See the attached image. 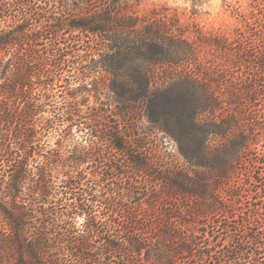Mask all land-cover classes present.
Returning a JSON list of instances; mask_svg holds the SVG:
<instances>
[{"label":"trees","instance_id":"trees-1","mask_svg":"<svg viewBox=\"0 0 264 264\" xmlns=\"http://www.w3.org/2000/svg\"><path fill=\"white\" fill-rule=\"evenodd\" d=\"M234 10L229 39L126 0H0V264H264V2Z\"/></svg>","mask_w":264,"mask_h":264},{"label":"rangeland","instance_id":"rangeland-1","mask_svg":"<svg viewBox=\"0 0 264 264\" xmlns=\"http://www.w3.org/2000/svg\"><path fill=\"white\" fill-rule=\"evenodd\" d=\"M138 15L155 13L166 14L170 20L189 31L196 29L204 33L216 34L232 39L237 30H244L245 25L241 17L235 14V7L239 8L242 17L250 19L256 13V5L264 0H126ZM256 16V15H254ZM107 83V80H106ZM101 88L107 93V85ZM114 107L116 103L112 104ZM122 106V105H121ZM117 109V108H116ZM118 110V109H117ZM142 114V113H141ZM141 114H135L134 123L141 127L147 124ZM139 128L138 138L148 139L154 149L164 160L172 161L180 168H184L182 156L174 147V142L167 137L161 139V133L148 132ZM144 129V130H143Z\"/></svg>","mask_w":264,"mask_h":264}]
</instances>
